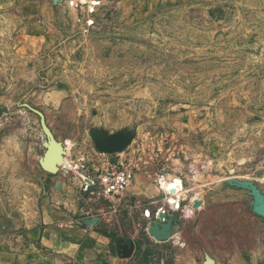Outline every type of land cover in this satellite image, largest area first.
Listing matches in <instances>:
<instances>
[{
	"label": "rangeland",
	"instance_id": "1",
	"mask_svg": "<svg viewBox=\"0 0 264 264\" xmlns=\"http://www.w3.org/2000/svg\"><path fill=\"white\" fill-rule=\"evenodd\" d=\"M115 137L124 145L112 160L135 174L116 203L83 179ZM56 154L69 166L48 167ZM162 176L182 180L174 206ZM263 178L264 0H0V218L10 230L36 223L47 196L131 242L151 238L159 258L172 232L230 254L263 235ZM166 205L169 233L154 235Z\"/></svg>",
	"mask_w": 264,
	"mask_h": 264
},
{
	"label": "crops",
	"instance_id": "2",
	"mask_svg": "<svg viewBox=\"0 0 264 264\" xmlns=\"http://www.w3.org/2000/svg\"><path fill=\"white\" fill-rule=\"evenodd\" d=\"M49 198L46 196L41 202L36 223L23 233L10 230L0 218V264H264V232L251 247L230 254L215 253L211 248L196 249L188 242L180 243V232H168L170 219L167 217L173 216L168 211L174 210L166 205L163 219L155 217L156 211L152 217L162 222L158 231L171 236L172 257L159 258L158 254L148 251L152 244H157L151 238L136 239L131 247V241L124 234L108 230L92 214L81 215L72 208L71 212L69 208L62 211ZM147 211L148 208L143 210L144 217ZM206 255L211 257L210 261L205 262Z\"/></svg>",
	"mask_w": 264,
	"mask_h": 264
},
{
	"label": "built area",
	"instance_id": "3",
	"mask_svg": "<svg viewBox=\"0 0 264 264\" xmlns=\"http://www.w3.org/2000/svg\"><path fill=\"white\" fill-rule=\"evenodd\" d=\"M109 156V153L98 152L93 158L97 162L95 177L90 184L84 185V190H94L102 199L116 203L133 183L135 174L129 165L114 162Z\"/></svg>",
	"mask_w": 264,
	"mask_h": 264
},
{
	"label": "bare ground",
	"instance_id": "4",
	"mask_svg": "<svg viewBox=\"0 0 264 264\" xmlns=\"http://www.w3.org/2000/svg\"><path fill=\"white\" fill-rule=\"evenodd\" d=\"M67 149H69V148L67 147ZM57 164L67 166V167L69 166L68 165L69 164L68 159L62 155L58 158ZM165 178L166 177L162 176L159 179V182H158L159 188L161 190H163V193L166 196L168 195L167 199H168L169 203L174 206V205L178 204L180 196L183 194V183L179 177H172L169 180H166ZM83 179L85 180V183H88V184L91 183V181L88 178H83ZM193 199H194V201L197 200L195 198H193ZM193 203H195V202H193ZM186 208H187V206L185 207V209ZM188 210H190V209H188ZM165 212H166V210H164L163 207H161V208L159 207V209H157V211H156L157 218L163 219L165 217ZM146 213L148 214V216L150 215L149 211H147ZM149 231H151L154 235H158V236L162 235L159 233L157 227L154 224H152L150 226Z\"/></svg>",
	"mask_w": 264,
	"mask_h": 264
},
{
	"label": "water",
	"instance_id": "5",
	"mask_svg": "<svg viewBox=\"0 0 264 264\" xmlns=\"http://www.w3.org/2000/svg\"><path fill=\"white\" fill-rule=\"evenodd\" d=\"M123 145H124V142L122 140H120L119 138L115 137V138H111L106 145L99 146L98 150L100 152H104V153H112L116 150L121 149L123 147ZM60 156H61V154H56V156L53 159L46 160L45 164L50 168H54L56 166V162L58 161V158ZM198 203H199L198 201H195L194 207H197ZM88 222L89 221L86 220V223H88ZM153 224L158 227L160 223L158 222V220H154ZM130 245L132 247L133 243L131 242ZM125 255H128V253ZM208 264H211V262H209Z\"/></svg>",
	"mask_w": 264,
	"mask_h": 264
}]
</instances>
